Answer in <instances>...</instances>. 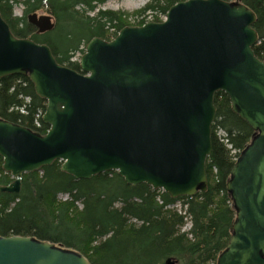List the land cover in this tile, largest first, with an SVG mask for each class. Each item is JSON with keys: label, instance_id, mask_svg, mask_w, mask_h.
<instances>
[{"label": "water", "instance_id": "95a60500", "mask_svg": "<svg viewBox=\"0 0 264 264\" xmlns=\"http://www.w3.org/2000/svg\"><path fill=\"white\" fill-rule=\"evenodd\" d=\"M160 22L90 39L79 70L46 44L18 38L0 13V78L26 76L46 103L40 134L0 118L1 169L17 194L27 172L55 161L73 178L116 171L172 198L207 188L214 94L253 130L226 183L235 217L215 264H264V62L251 8L238 0H183ZM42 33L48 14L27 15ZM0 264H91L75 250L33 236H0ZM166 264H175L167 259Z\"/></svg>", "mask_w": 264, "mask_h": 264}, {"label": "trees", "instance_id": "16d2710c", "mask_svg": "<svg viewBox=\"0 0 264 264\" xmlns=\"http://www.w3.org/2000/svg\"><path fill=\"white\" fill-rule=\"evenodd\" d=\"M181 1L150 0L144 10L166 14L170 6ZM238 1L255 14L253 28L259 41L252 50L264 62V0ZM104 2L0 0V13L16 37L46 44L60 64L80 71L78 62L70 60L80 41L94 37L107 41V29L115 28L116 35L123 28L119 16L110 11L89 14ZM14 4L23 8L20 17L12 16ZM41 10L55 22L52 31L37 35L26 17ZM142 23L143 19L138 24ZM59 29H64L59 41L46 38ZM45 103L26 76L0 78V118L44 134L48 129L41 121ZM214 106L205 191L172 198L143 183L130 186L116 171L78 180L63 172L61 162L55 161L24 174L17 194L0 192V236L31 235L54 242L81 253L91 264H166L167 259L178 264H215L231 236L235 217L226 191L233 158L250 142L253 130L232 112L229 97L222 91L214 94ZM218 130L223 132L220 138ZM1 165L0 158V185L6 186L10 174ZM61 194L67 195L66 201L57 199ZM179 200L183 212L173 206ZM186 220L191 228L182 231Z\"/></svg>", "mask_w": 264, "mask_h": 264}, {"label": "rangeland", "instance_id": "374dc122", "mask_svg": "<svg viewBox=\"0 0 264 264\" xmlns=\"http://www.w3.org/2000/svg\"><path fill=\"white\" fill-rule=\"evenodd\" d=\"M149 1L150 0H105V2L103 4L98 5V7L95 9L94 12H91L89 14L90 15L95 14V12H97L98 10L105 11V12L110 11V12L114 13V15L119 16V21H120L121 25H123V27L139 26L140 24H138V23L142 19H143V23H147L150 21H153V22L162 21L165 17V14H163L161 12L157 13V11H151V10L146 11V10H144V7L147 4H149ZM11 9H12V16L13 17H20V15H22V13H23V8L19 4H16V5L14 4ZM141 11H142V13H140ZM41 13H42V11H40V12L38 11L37 14H41ZM54 22H55V20H54ZM115 31H116L115 28H109V29H107V32L106 31L104 32V35H105V37L108 38V40H111L115 37V35H114ZM62 32H64V29H59L53 35L51 34V36H46V38L49 40H52V41L53 40L59 41ZM86 43H87V41H84V40L80 41L76 52H74L70 58V60L72 62L77 61L79 63L80 56L85 52ZM222 135H223V132L221 130H218L217 136L220 138ZM21 180H22V178H21ZM22 181H21V183H22ZM11 182H13V178L10 174V183ZM67 198L68 197L65 194L58 195V197H57V199L60 201H66ZM158 201L161 202L159 198H158ZM181 204H182V201L179 200L178 202H176L173 205L174 208L178 212L183 210ZM76 205L78 207L80 206V204H76ZM190 228H191L190 222H189V220H186V223L182 226V231H188ZM171 260H173L175 262V264H178L177 260H174V259H171Z\"/></svg>", "mask_w": 264, "mask_h": 264}, {"label": "flooded vegetation", "instance_id": "af4514ba", "mask_svg": "<svg viewBox=\"0 0 264 264\" xmlns=\"http://www.w3.org/2000/svg\"><path fill=\"white\" fill-rule=\"evenodd\" d=\"M53 17V16H52ZM28 21V20H27ZM32 25V24H31ZM33 26V25H32ZM34 27V26H33ZM34 29H36V27H34ZM45 32H47V31H45ZM45 32H42V33H45ZM42 33H40V32H38V30L36 29L35 30V34H37V35H42Z\"/></svg>", "mask_w": 264, "mask_h": 264}]
</instances>
